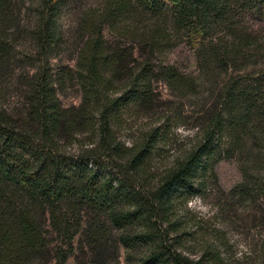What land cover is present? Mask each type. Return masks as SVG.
<instances>
[{
  "label": "trees",
  "instance_id": "trees-1",
  "mask_svg": "<svg viewBox=\"0 0 264 264\" xmlns=\"http://www.w3.org/2000/svg\"><path fill=\"white\" fill-rule=\"evenodd\" d=\"M67 2L0 0V264L80 255L82 264H109L117 245L124 264H211L208 251L193 261L165 239L185 225L179 203L214 187L223 159L235 158L242 178L228 195L264 212V70L238 74L240 58L261 53L232 24L264 0H100L79 13L73 67L64 69L51 61ZM218 30L228 39L212 43ZM184 39L197 42L199 77H227L204 92L198 138L154 180L147 165L178 118H163L128 148L112 131L128 112L147 114L155 80L181 98L194 94L195 78L154 64ZM72 81L80 102L64 107L57 89ZM86 132L94 145L68 151Z\"/></svg>",
  "mask_w": 264,
  "mask_h": 264
},
{
  "label": "rangeland",
  "instance_id": "rangeland-1",
  "mask_svg": "<svg viewBox=\"0 0 264 264\" xmlns=\"http://www.w3.org/2000/svg\"><path fill=\"white\" fill-rule=\"evenodd\" d=\"M71 1L65 4L57 22L62 33L63 46L60 47L61 51L57 58L51 61L60 64L64 69L73 67V60L70 59L76 48L75 28L79 13L88 5H94L100 0ZM237 14L238 16L232 20L233 30L248 34L254 41L258 40L254 55L261 53L258 57L249 58L247 63H241L240 58L237 62L241 68L238 74L263 71L264 4L257 3L252 10ZM225 34L226 32L218 30L210 37L211 42L226 41L228 35ZM196 49V41L180 40L175 47L164 50L154 60V64L158 67L169 65L182 77L195 78L197 88L194 94L181 98L172 92L163 80H155L152 84L153 103L147 114L137 115L128 112L122 116L119 127L112 131L118 143L128 148L143 131L161 125L163 118H178L169 128L167 142L159 146L157 155L153 154L151 162L147 165V170L155 178L154 180L198 138V127L201 125L199 124L201 121L198 120L202 117L201 106L206 100L204 92L209 88L220 86L227 77L218 74L217 71L208 82L205 80L206 77H199ZM29 70L32 73L34 68ZM226 75H229V72ZM57 96L64 107L76 106L80 102V92L73 81L57 89ZM89 135L90 133L87 132L74 135V142L68 145L67 150L73 152L79 146L90 148L95 142L90 143L92 139ZM261 165V168L264 167V164ZM213 171L216 177L214 187L206 190L201 196L179 203L181 212L178 215L180 220L185 221L184 230H179L176 234L168 233L166 244H172L177 253L193 261L198 260L200 256L209 258L210 254H203L204 251H208L211 253V264H264V222H261L264 212L258 210L256 205L258 202L246 208L236 198L228 195L229 190L242 181L239 163L235 158L223 159L214 165ZM259 173L264 175V170H260ZM150 184L153 185L154 182ZM163 227L164 225L160 229L162 230ZM181 232L188 235L175 237ZM113 235L114 233L112 237ZM116 250V258L109 264H124V251L118 245ZM143 250L137 249L133 254L139 256ZM83 261L87 262L88 259L80 255L75 261L69 259L67 264H82Z\"/></svg>",
  "mask_w": 264,
  "mask_h": 264
}]
</instances>
